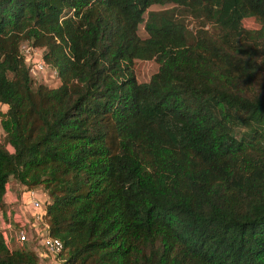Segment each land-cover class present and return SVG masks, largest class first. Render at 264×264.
Segmentation results:
<instances>
[{
	"label": "trees",
	"instance_id": "16d2710c",
	"mask_svg": "<svg viewBox=\"0 0 264 264\" xmlns=\"http://www.w3.org/2000/svg\"><path fill=\"white\" fill-rule=\"evenodd\" d=\"M0 107V207L41 186L58 264H264V0H0Z\"/></svg>",
	"mask_w": 264,
	"mask_h": 264
},
{
	"label": "rangeland",
	"instance_id": "374dc122",
	"mask_svg": "<svg viewBox=\"0 0 264 264\" xmlns=\"http://www.w3.org/2000/svg\"><path fill=\"white\" fill-rule=\"evenodd\" d=\"M171 4L170 3H164V4H152L149 5L146 10L149 9H161V8H167L170 7ZM146 10L143 13V16L145 17L146 15ZM187 21L189 23L190 26H193V20L190 17H187ZM241 25L245 28H256L258 27L259 23L257 22V20L253 17V16H248V17H244L241 19ZM208 28V26H207ZM137 33L139 36H145V32L142 28V23H140L138 25L137 28ZM35 54H31V58H35L36 55L40 54L42 52L41 48L40 49H36V51H34ZM157 62L155 61L154 58H150V59H133L132 63H131V68H132V72L133 75L135 77V79L139 82L141 81H146L147 79H149L150 75L156 71L157 69ZM36 82H43L44 84L48 85V86H54L57 84L58 80L55 77V74L53 73V71L49 68L45 69L43 72H40L38 74V76L35 78ZM1 109V107H0ZM1 136V133H0ZM1 138V137H0ZM9 147V146H8ZM10 148V147H9ZM11 149V148H10ZM25 189V186H23L21 183L17 182L15 178H13L12 176H10L6 182V190L7 192H12L14 194H16V196L18 197L19 194ZM35 194V199L37 201H39V203L41 204V202L46 198V194L45 192L42 190L41 186H35L33 188ZM21 198L17 199V201H15V205H14V210L12 211V209L10 208V205H6L4 204L3 207H0V211H2V220L3 221H7L9 220V222L11 223V225L13 226V222L17 219L21 220V216L19 217V212H17L16 208H18V210H21L24 214V216L28 219V222L33 221L34 224L37 225V227L42 228V224L41 221L37 215H39L42 211V204L40 207L34 209L31 206H29L28 203L23 202V195L20 194ZM26 200H28V198H26ZM9 204V202L7 203ZM5 216L8 217V219L5 218ZM40 220V221H39ZM34 232V231H33ZM35 233V232H34ZM5 238H6V243L8 244V246L10 248H14V247H18L20 246V244L18 242H16L15 239H13V236H10V239H8L9 237V233H8V229H5ZM13 239V240H12ZM26 241L30 242V245H32V241L38 242L39 240H36V235L33 234L32 232H28L27 233V238ZM24 245H28L27 243H23ZM31 247V246H30ZM33 248V247H32Z\"/></svg>",
	"mask_w": 264,
	"mask_h": 264
},
{
	"label": "built area",
	"instance_id": "2783aa9c",
	"mask_svg": "<svg viewBox=\"0 0 264 264\" xmlns=\"http://www.w3.org/2000/svg\"><path fill=\"white\" fill-rule=\"evenodd\" d=\"M21 48H22V51L26 55V60H27V63L29 64V72L31 75L38 76V74L40 72H43L47 68L46 64L40 58V54L36 55L35 58H31V54H35L34 51H36V49H39V48L32 47V46L25 45V44L22 45ZM52 71L55 74L54 70H52ZM35 194L36 193L33 190H23V192H22V195H23L22 201L28 203L29 206H31L34 209L41 206L39 201H37L35 199ZM26 198H28V200H26ZM40 214L37 215V217L41 220ZM31 222H33V221H31ZM31 222H27V218H26V219H22L21 224L31 223ZM33 227L36 231V234H35L36 240H39L38 241L39 245L43 248V250L47 254H49L50 256H53L55 258V255L58 253V251L61 248V243H60L59 239L56 237H52V236L48 235L43 226H42V228H38L37 225L35 224V226H33ZM5 229L9 230V236L8 237L13 236V239H15L19 243L24 241L27 237L26 229L24 228L23 225H21V227L20 226L12 227L10 222H3L2 224H0V230H1L2 234L4 235V237H6L5 236ZM5 241H7L6 238H5ZM36 253H38V252H36Z\"/></svg>",
	"mask_w": 264,
	"mask_h": 264
},
{
	"label": "crops",
	"instance_id": "0c3cea01",
	"mask_svg": "<svg viewBox=\"0 0 264 264\" xmlns=\"http://www.w3.org/2000/svg\"><path fill=\"white\" fill-rule=\"evenodd\" d=\"M0 133H1V129H0ZM23 192V191H22ZM22 192L20 194H22ZM19 194V199L21 198ZM18 197L16 196V194L12 193V192H7V190H5V194H4V202L6 205H10V208L12 210H14V203L15 201H17ZM9 202V204H7ZM17 212H19V217H23L24 219H26V217L24 216L23 212L21 210H18V208H16ZM2 211H0V224H2L3 222H9V220L7 221H3L2 220ZM6 219H8L7 216H5ZM28 225H32L35 226V224L33 222L31 223H27ZM31 242V241H30ZM34 248V250L36 252H38V260H39V264H58V260L56 258H54L53 256H50L49 254H47L43 248L39 245L38 242L34 243L32 241V245H30Z\"/></svg>",
	"mask_w": 264,
	"mask_h": 264
}]
</instances>
